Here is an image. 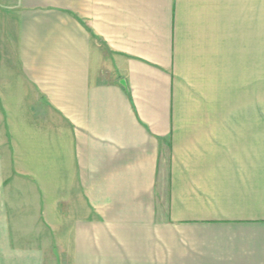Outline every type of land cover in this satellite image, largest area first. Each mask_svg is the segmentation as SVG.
Here are the masks:
<instances>
[{"label": "crops", "instance_id": "0c3cea01", "mask_svg": "<svg viewBox=\"0 0 264 264\" xmlns=\"http://www.w3.org/2000/svg\"><path fill=\"white\" fill-rule=\"evenodd\" d=\"M0 264H264V0H0Z\"/></svg>", "mask_w": 264, "mask_h": 264}, {"label": "rangeland", "instance_id": "374dc122", "mask_svg": "<svg viewBox=\"0 0 264 264\" xmlns=\"http://www.w3.org/2000/svg\"><path fill=\"white\" fill-rule=\"evenodd\" d=\"M28 228H31L32 229V231H35V230H37V232H39L41 235L43 234L44 236H46V233H48V226H47V229H46V227L45 226H27V229ZM36 228V229H35ZM34 229V230H33ZM51 232V231H50ZM42 235V236H43ZM43 243H44V241H42ZM41 242V243H42ZM43 243H42V245H43ZM54 259L55 258H53V262H54ZM45 263H47V258H45Z\"/></svg>", "mask_w": 264, "mask_h": 264}]
</instances>
